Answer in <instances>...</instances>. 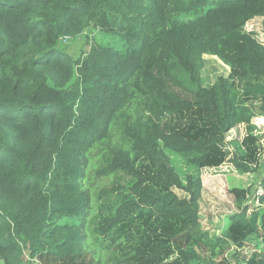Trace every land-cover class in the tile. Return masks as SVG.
Listing matches in <instances>:
<instances>
[{
	"label": "trees",
	"instance_id": "16d2710c",
	"mask_svg": "<svg viewBox=\"0 0 264 264\" xmlns=\"http://www.w3.org/2000/svg\"><path fill=\"white\" fill-rule=\"evenodd\" d=\"M256 16L264 39V0H0V264H108L89 232L112 264H264L250 188L229 189L219 233L199 214L204 168L262 167L264 43L244 26ZM206 57L227 75L207 84ZM90 155L97 174L127 177L100 189L96 213Z\"/></svg>",
	"mask_w": 264,
	"mask_h": 264
},
{
	"label": "rangeland",
	"instance_id": "374dc122",
	"mask_svg": "<svg viewBox=\"0 0 264 264\" xmlns=\"http://www.w3.org/2000/svg\"><path fill=\"white\" fill-rule=\"evenodd\" d=\"M262 18L256 16L250 20H247L244 24L245 29L252 32L253 36L259 41L264 43L263 33H262ZM94 32H92L93 35ZM66 43L67 49L70 52L78 53L88 48V44L85 39L82 40H64ZM204 63V68L202 70V76L205 79L207 84H211L214 79L219 75H227L228 68L223 65L218 59L211 57H206ZM253 119L252 125L254 126L251 131H255L264 127V118L259 117ZM247 126L239 125L231 129L226 134V139L236 138L241 139L245 134H247ZM94 152V151H92ZM174 158V164L180 170L176 161L179 160L178 156L174 154L171 155ZM231 157V154L228 155L227 159ZM104 166L103 159L99 156L89 157V167L85 176L84 183L89 189L90 193V203L93 208L94 213L97 212V207L99 203H103L98 200L99 191L101 188L109 186L110 183L117 180L120 176V183L124 184L127 180V177L121 173L111 174V175H99L96 172ZM264 169V159L262 160V167L258 173H238L232 166L227 162H224L217 168H204L201 172V181H202V197L200 200V224L201 228L207 232L208 236L219 233L220 229L225 224L226 215L236 210L235 207V198L234 195L230 192V188L234 186L248 187L250 188V193L255 190L257 185L261 182L263 177ZM178 195H183L184 193L178 189H174ZM257 205V204H256ZM90 237L91 247L98 252V255L108 263L112 264L114 251L110 248H107L105 244L101 241L97 243L94 241V238ZM252 243V242H250ZM247 251H252L253 247L250 244L245 245Z\"/></svg>",
	"mask_w": 264,
	"mask_h": 264
},
{
	"label": "built area",
	"instance_id": "2783aa9c",
	"mask_svg": "<svg viewBox=\"0 0 264 264\" xmlns=\"http://www.w3.org/2000/svg\"><path fill=\"white\" fill-rule=\"evenodd\" d=\"M260 119V118H258ZM263 127L261 129L255 130L260 132V130H262ZM264 196V183L260 182L257 187L255 188L254 191H252L251 193H249L248 195V203L250 204V207L260 205V206H264L260 203V198ZM253 205V206H252Z\"/></svg>",
	"mask_w": 264,
	"mask_h": 264
},
{
	"label": "clouds",
	"instance_id": "9594fccd",
	"mask_svg": "<svg viewBox=\"0 0 264 264\" xmlns=\"http://www.w3.org/2000/svg\"><path fill=\"white\" fill-rule=\"evenodd\" d=\"M261 118H264V117H261Z\"/></svg>",
	"mask_w": 264,
	"mask_h": 264
}]
</instances>
